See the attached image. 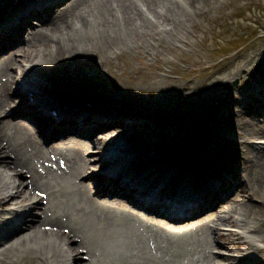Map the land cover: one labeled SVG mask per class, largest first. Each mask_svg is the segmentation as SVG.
<instances>
[{
    "label": "bare ground",
    "instance_id": "1",
    "mask_svg": "<svg viewBox=\"0 0 264 264\" xmlns=\"http://www.w3.org/2000/svg\"><path fill=\"white\" fill-rule=\"evenodd\" d=\"M34 1L38 0H23L25 5L12 14L8 26L0 28V109L4 108L0 111V206L14 200L21 205L22 219L0 228V262L215 264L217 259H225L228 264H241L247 257L249 264H264V256L249 253V249H261L262 240L254 237L264 235V198L255 204L242 195L252 183L256 167L264 161V136L249 141L264 134V128L261 132L253 129L245 119L252 112L259 113L264 101L258 99L249 106L251 102L243 99L246 97L236 96L233 109L230 101L222 100L217 119L250 136L237 141V150L229 146L236 162L228 160L226 164L206 157L202 148L194 153L190 144H180L186 136H195L185 118L189 114L190 119L195 118L214 99H222L221 89L229 80L222 84L219 79L212 86L195 81L193 86L188 82L172 86L163 74L154 79V95L128 88L121 90L120 96L118 92L111 95L105 86L104 80L111 79L108 72H86V68H100L121 54V47L108 51L112 44H135L147 56L156 57L160 45L171 48L166 43L189 35L191 30L185 25L192 13L187 8L207 0H70L63 7L47 5L43 9L30 3ZM30 15L42 22L32 23ZM180 28L184 30L180 32ZM47 42L53 43L54 51ZM194 45L189 43V48ZM251 75L257 83L264 82V75ZM67 77L73 79V85ZM92 86L102 93L96 95ZM29 89H36L40 96L31 105ZM258 93L264 97V90L253 94ZM50 98L61 101L52 102L51 108H59L71 122H80L83 136L69 138L67 129L63 130L65 122L40 111ZM122 101L133 109L126 110ZM24 104L28 106L24 108ZM109 106L118 107V119L102 122L100 130H94L91 120L81 119L84 113L96 118ZM248 106L253 110L246 111ZM31 108L32 122L12 119L31 113ZM7 116L8 121H1ZM129 127L136 130L126 133ZM216 129L207 136L220 140ZM205 136L199 137L203 144L207 143ZM100 169L110 171L103 174ZM144 184L151 185L149 192L131 187ZM166 188L177 196H168ZM137 196L147 201L135 199ZM126 198L145 202L150 215L136 214ZM199 201L202 205L185 215L174 212V204L184 207ZM38 206L41 209L34 215ZM232 234L240 239H231ZM60 238L65 240L62 247L69 248L52 262L47 257ZM69 253L74 255L72 261Z\"/></svg>",
    "mask_w": 264,
    "mask_h": 264
},
{
    "label": "rangeland",
    "instance_id": "2",
    "mask_svg": "<svg viewBox=\"0 0 264 264\" xmlns=\"http://www.w3.org/2000/svg\"><path fill=\"white\" fill-rule=\"evenodd\" d=\"M56 1L59 4L54 5V7L58 8L65 6L70 0ZM189 10H193V12L191 20L187 23L193 33L189 34L186 40L196 41V49L189 51V47L185 41L166 43L173 45L171 48L160 45L158 47L157 62L160 66H163V70H158L157 72L161 73L172 68L174 71L172 76L178 78V82L176 83L194 80L196 83H206L212 86L219 79H221L222 84H226L225 80H229L227 86L221 89L222 99H214L195 118L193 116L190 119L189 115L191 114L185 118L186 126L192 127L190 131L195 136H186L187 138L180 145L181 147L186 143L191 146L195 143L200 146L204 145V141L199 137L206 135V140L210 145L205 149L207 155L218 151L230 153L229 146H232V150H237V142L233 141V138L238 130L237 128H229L227 124L220 122L217 118H219V113L223 109L221 102L228 100L232 106L231 108L236 109L233 99L236 96L241 97L238 93V88L245 87L250 89V87L255 85L253 84L252 73L256 76H260V74L264 75V0H207L201 3L195 2V5L189 8ZM46 13L47 11L44 12V14ZM115 46L121 47L122 53L120 55L113 58L112 61H105L100 68L91 67L86 68V70L89 73L96 72L97 69H100L101 74L108 72L111 79L104 80V84L111 94L133 88L134 91L143 92L146 96L150 91L154 95L156 87L153 82L154 76H151L155 71L153 60H150L135 44H115ZM115 46L111 49L109 47L108 51L112 53ZM101 57L106 58L105 54H102ZM190 59L194 63L198 60L199 64L188 63ZM194 84L191 82L189 86H193ZM3 109L1 108L0 111ZM259 110L264 113V108H260ZM210 111L212 112V121L217 120V124L211 129H219L221 134L220 140L207 136V131H210V128L200 131L193 129L194 121ZM226 112V115L229 116L230 110L228 108ZM258 118L262 120L264 116L259 115L254 118L253 126H256V129H259L261 132L264 128V122L260 123ZM256 120L260 124L259 126ZM229 122L233 124V121ZM132 131L134 129H129V132ZM241 134L243 136L246 135L243 132ZM258 136H264V134L260 133ZM263 181L264 161L256 167L252 183L244 188L242 192L243 198L251 201L248 198V190H254V197L261 199L264 193ZM224 200L222 199L217 202L215 206L217 207ZM253 202L258 204V202ZM262 210H264V206ZM234 237L236 236L232 234L231 239ZM257 238H260L264 243V235L256 236ZM223 240L226 239L223 238ZM238 245L240 246V244ZM210 247H213V245H210ZM210 247L209 249L212 250L213 248ZM221 250L224 251L225 249ZM217 262L227 264L224 259L217 260Z\"/></svg>",
    "mask_w": 264,
    "mask_h": 264
},
{
    "label": "water",
    "instance_id": "3",
    "mask_svg": "<svg viewBox=\"0 0 264 264\" xmlns=\"http://www.w3.org/2000/svg\"><path fill=\"white\" fill-rule=\"evenodd\" d=\"M211 117H212L211 114H208V116L201 118V119H198L196 122V127L198 129H202V128L206 127L209 124Z\"/></svg>",
    "mask_w": 264,
    "mask_h": 264
}]
</instances>
